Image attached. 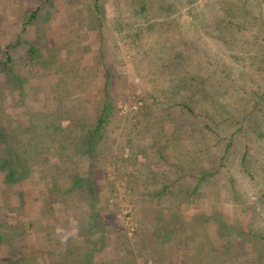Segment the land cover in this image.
<instances>
[{"label": "rangeland", "instance_id": "rangeland-1", "mask_svg": "<svg viewBox=\"0 0 264 264\" xmlns=\"http://www.w3.org/2000/svg\"><path fill=\"white\" fill-rule=\"evenodd\" d=\"M70 1L0 0V60L5 58L8 51L16 60L17 72L20 75L22 73L19 80L22 84L18 85L11 82L10 74L0 66V126L9 131L12 127L17 128L22 134L29 122L27 109L47 113L57 106L58 103L50 102L49 98L42 99L44 92L40 96L36 95V98L31 95V89L28 90L31 85L39 83L51 86L58 78L65 77L74 89L83 77L79 72L72 74L68 67L73 64L77 71L82 70L83 66H91L93 73L85 75L84 80L90 83L87 94L95 98L102 92L104 71L110 69V91L117 112L108 142L122 129H129L132 142L146 146V150L136 156L139 161H145V175L164 170L172 174L170 167L178 159L187 168L194 170V173L197 163L202 159L207 172L193 200L180 204L182 224H179L178 232H185L181 241H188L178 247L174 244L172 264H187L185 256L189 264H264V118L261 120V117L253 116L250 126H253L254 132L245 134L242 142L239 140L237 144L238 150L227 154L228 157L226 155L219 165L216 160L223 154V145L228 141L227 133L220 131L221 137H224L220 142L213 132L208 131L203 136H199L196 131L181 132L178 135L175 133L174 122L160 118L163 108L151 105L149 99L150 94H156L157 102H161L163 94L157 89L163 91L171 82L184 80V77L192 78L194 75L198 79L208 78L210 83L221 82L229 92L219 97L227 103L231 104L236 100L242 102L250 98V92L254 91L262 78V73L256 67L264 56V40L260 24L254 15H258V12L264 15L263 7L260 9L255 0H248L251 16L241 19L230 16L224 10L227 6L240 8L241 0H147L143 4L146 8L143 11L142 4H131L129 0L128 4L118 5L109 3V0ZM68 2L74 3L73 7L78 13L67 12L70 6ZM95 2H99V10L93 14L92 4ZM136 6L141 12H135ZM28 13H35L36 17L27 21ZM119 17L124 26L121 30H118ZM148 25L152 28L147 29ZM137 32L142 41L137 43L132 39L130 42L128 34ZM19 38L29 41L20 40L16 43ZM30 46L38 50L42 60H48L49 49L54 48L55 60L46 66L41 61L40 64L30 61ZM178 51L186 57L181 67L173 72H163L159 63ZM33 59L35 60V55ZM28 65H31L30 68ZM91 87L95 90L91 91ZM22 91H26L28 95L24 96ZM45 95H50L48 88ZM145 101L150 114L145 118L148 128L142 130L140 138H137L134 119L126 120L123 116L129 113L132 116L146 110L147 108H141ZM262 106L264 98L256 105ZM174 115L181 116L179 118L190 129L192 125L202 126L204 122L212 126L205 116L191 118L178 111H174ZM159 127H162L161 133ZM196 138L199 141L195 145L193 140ZM150 143L160 147H148ZM175 143L184 146V150L190 153L196 150L195 147L199 149L204 145L209 146V149L206 153L196 150L200 156L178 157ZM244 144L249 146L248 158L251 160L248 162L246 158V163H242L240 159L241 152L245 150ZM162 145L167 148L160 150ZM111 150L112 153L101 158H107L108 161L119 157L128 159L132 153L127 147L123 154L119 150ZM165 152L170 155L168 158L161 156ZM46 156L57 161L56 157ZM113 173L112 167H106L104 174L109 180L113 179ZM102 175L98 170L97 177L101 179ZM194 182L192 179L187 183L192 185ZM21 187L27 200H33L31 208L36 212L40 207V186L25 182ZM102 189L105 192L104 185ZM143 189L140 184L135 192H144ZM124 191L127 190L119 186L115 193L119 196ZM129 192L128 194L135 193ZM122 207L116 218L132 238L136 228L141 225L133 218L134 213L127 200L122 202ZM4 218L13 220L10 216ZM59 226H63V223ZM53 235L48 233L49 237ZM32 240L35 241L32 246L36 248L39 245L37 238ZM165 251L169 252L167 246L163 248V254ZM105 254L108 253L96 254L94 263L107 260L108 255ZM145 257L147 264H150V254H145ZM168 259L170 258L164 259L165 263Z\"/></svg>", "mask_w": 264, "mask_h": 264}, {"label": "trees", "instance_id": "trees-1", "mask_svg": "<svg viewBox=\"0 0 264 264\" xmlns=\"http://www.w3.org/2000/svg\"><path fill=\"white\" fill-rule=\"evenodd\" d=\"M241 1L240 8L227 6L224 10L232 17L241 19L250 17L252 10L248 0ZM255 1L260 9L261 7L264 9V0ZM70 2L67 12L78 13L73 7L74 3ZM98 3L92 4L93 14L99 10ZM34 17L35 13H28L26 20H32ZM254 18L260 24L264 40V15L258 12ZM216 24L218 25V22ZM118 25V30L124 28L121 20ZM150 28L151 25H148L147 29ZM128 39L130 42L132 39L137 43L142 41L138 32L128 34ZM20 40L29 41L19 38L16 43ZM49 51L48 60H42L38 50L30 46L28 58L32 62L41 61L42 65L46 66L55 60L54 48H50ZM5 54V58L0 60L2 70L5 69L10 74L12 83L22 84L19 82L22 73L20 75L17 72L16 60L8 51ZM33 55L35 60H32ZM185 59L182 52H174L168 59L161 61L159 67L164 70L163 72H173L181 67ZM28 66L30 68L31 65ZM68 68L72 74L79 72L83 77L74 89L65 77L58 78L51 86L37 83L28 87L29 91L31 89L29 93L35 98L44 92L42 99L49 98L50 102L58 103L52 111L42 113L27 109L29 122L22 134L17 128L12 127L9 131L0 126V264H147L145 254L152 257L150 264H172L171 252L175 250V245L178 247L188 241H181L185 232L182 234L178 232L179 224H182L180 204L183 202L187 204L193 200L200 182L207 174L202 159L199 158L195 173L178 159L170 167L172 174L164 170L145 175V161H139L136 156L144 152L146 146L136 141L133 143L129 129H122L110 142L107 140L114 127L113 118L117 112L110 91L111 70L107 68L104 71L102 92L93 98L86 91L90 83L84 80L85 75L93 73L92 67L83 66L82 70L76 71L75 65L72 64ZM256 68L262 73L260 83L250 92V98L247 97L248 99L242 102L236 100L230 104L221 100L219 95L223 96L225 92H229L226 87L223 88L221 82L210 83L208 78L198 79L195 75L192 78L184 77V80L173 81L165 86L163 91L157 89L163 94L161 102H157L156 94H150L149 99L151 105L163 108L160 118L174 122L175 133L178 135L181 132L196 131L199 136H203L208 131L213 132L220 142L224 138L221 137L220 131L227 133L228 141L223 145V154L216 160L221 165L227 154L238 150L239 140L242 142L245 134L254 132L253 126H250L253 116H259L261 120L264 118V106L256 107L264 98V56ZM47 88L49 96L45 95ZM93 90L95 88L91 87V91ZM21 93L24 96L28 95L26 91ZM144 104L141 108H147L146 110L132 116L130 113L123 116L126 120L134 119L133 126L137 130V138H140L142 130L148 128L145 118L150 114L148 103L145 101ZM196 110L201 112H195ZM174 111L191 118L205 116L212 126L204 122L202 126L192 125L190 129L179 118L181 116L175 117ZM161 131L162 127H159V132ZM198 141L197 138L193 140L195 145ZM150 146L160 147L151 143L148 147ZM175 146L178 157L200 156L196 150L206 153L209 149V146L204 145L199 149L195 147L196 150L190 153L184 150V146L176 143ZM126 147L132 152L128 159L119 157L108 161L107 158H101L112 153V148L123 154ZM243 147L245 150L241 152L240 159L242 163H246L249 146L244 144ZM166 148V145H162L160 150ZM156 152L159 153V148ZM165 153L161 156L168 158L170 155ZM46 155L56 157L57 161L48 159ZM146 160L150 162L147 157ZM249 160L250 158L247 159L248 162ZM108 166L114 170L112 180L104 174ZM98 170L103 173L101 179L97 177ZM192 179L195 182L189 185L187 182ZM25 182L40 186L38 189L40 207L36 212L31 208L34 205L33 200H27L26 193L21 187ZM140 184L144 192L136 193ZM102 185L106 188L105 192ZM119 186L127 191L117 196L115 192ZM150 186L152 188H149ZM128 191L135 193L128 194ZM182 196H185L184 199ZM126 200L134 213L133 218L141 225L136 228L132 238L127 235L125 228L116 218V214L123 208L122 202ZM4 216H10L13 220H5ZM73 219L80 224V238L76 242L69 241L67 245H62L54 234L55 228L61 222L67 227ZM48 233L54 235L49 237ZM36 238L39 245L34 248L32 244L35 241L32 239ZM165 246L169 252L165 251L163 254ZM102 252L108 253L105 254L108 255V259L94 263L95 255ZM166 258H170L167 263L164 261ZM184 260L189 264L186 256Z\"/></svg>", "mask_w": 264, "mask_h": 264}, {"label": "clouds", "instance_id": "clouds-1", "mask_svg": "<svg viewBox=\"0 0 264 264\" xmlns=\"http://www.w3.org/2000/svg\"><path fill=\"white\" fill-rule=\"evenodd\" d=\"M54 234L62 245H67L69 241L76 242L80 238V224L73 219L67 227L56 226Z\"/></svg>", "mask_w": 264, "mask_h": 264}, {"label": "crops", "instance_id": "crops-1", "mask_svg": "<svg viewBox=\"0 0 264 264\" xmlns=\"http://www.w3.org/2000/svg\"><path fill=\"white\" fill-rule=\"evenodd\" d=\"M127 1L128 0H117V1H115V0H113V1H111V0H109V3H111V2H114V3H116V5H118L119 3H126V4H128L129 2L131 3V4H142V7H143V4L144 3H147V0H129V2L127 3ZM157 1V0H156ZM161 1V0H160ZM137 9V10H136ZM136 9H135V12H141V10L139 9V7L138 6H136ZM144 9H146V8H144ZM143 8H142V11L144 10ZM118 14V13H117ZM117 19H120V17L119 18H117Z\"/></svg>", "mask_w": 264, "mask_h": 264}]
</instances>
